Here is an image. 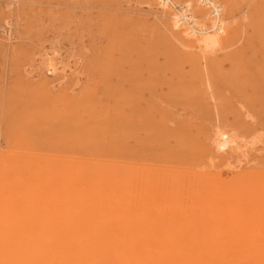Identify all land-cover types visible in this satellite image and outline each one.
<instances>
[{"label": "rangeland", "instance_id": "rangeland-1", "mask_svg": "<svg viewBox=\"0 0 264 264\" xmlns=\"http://www.w3.org/2000/svg\"><path fill=\"white\" fill-rule=\"evenodd\" d=\"M171 1L195 26L212 27V7ZM210 1L223 24L212 31L218 47L204 53L160 0H0V234L169 243L183 237L180 226L199 229L187 193L207 200L210 188L246 182L235 191H248L258 208L247 209L240 229H254L256 240L244 234L219 250L264 253V205L256 203L264 198V0ZM203 201L198 208L213 207ZM54 242L43 245L61 246Z\"/></svg>", "mask_w": 264, "mask_h": 264}, {"label": "bare ground", "instance_id": "bare-ground-1", "mask_svg": "<svg viewBox=\"0 0 264 264\" xmlns=\"http://www.w3.org/2000/svg\"><path fill=\"white\" fill-rule=\"evenodd\" d=\"M196 1L200 5H202L205 9L208 7H212L211 16H212V18H214V20H211V19L210 20L214 24H212V23L210 24L209 28L212 26L210 29H205L203 27V25L197 26L198 24L196 25L197 26L196 27L195 22H194L196 20L191 16V14L188 13V15H187L186 12H182V9L185 7L182 8L178 5H175L173 3V1H171V0H160V5L166 9H168L169 7L173 8L174 13H173V16L171 17V19H172V22L174 23V26H176V27H181V26L185 27L186 26L183 35L187 39L190 38V39L198 40L197 43H198L200 50L204 53H207L208 51H212L213 49L218 47V44H219L215 33H217L219 31V28H220V27L218 28L219 23L221 25L223 24L220 21V14H219V12L221 10V6H219L218 4H216L215 2H212L210 0H196ZM212 31H215V33ZM53 61L54 60L52 58L51 59L48 58L47 60H44L42 62H43V64L46 65V67L49 69V71H51L52 73L55 72L57 74L56 64ZM131 115H132V113H131ZM126 119H127V117H126ZM212 142H213V145L216 146V149L218 151L223 152V150L226 146H224L225 140L223 139L222 136H220L219 134H215V137L213 138ZM227 145H228V143H227ZM239 148L237 147V149L235 151L236 153H238ZM240 151H241V149H240ZM244 152L241 151L240 153L245 158V154L247 152L245 150H244ZM241 154H238V155H241ZM228 169L231 172L239 171V169H237L232 164H228ZM216 181H219L218 178H213V177L209 178V177H205V176H202L198 180L199 183L204 184V185L210 184V183L211 184H217ZM234 181H236V180H234ZM192 182L194 183V180ZM229 183H231V182H229ZM243 183H240V185H242V188L241 187L237 188V186H234V187L232 186V188H234V189H232L233 191L228 190L224 193L219 191L218 188H214V189L210 188V191L208 193L209 196L207 197V200L203 197V193H200L201 195L199 193H194V194L190 193L192 191L194 192V190H191L189 192V194L187 193L189 205L192 206L190 209V213L188 215V218H191V221H193L195 224H197L199 229L196 232L192 233L190 231V228L184 227L185 225H183V227L180 226V230L177 232V234L182 235L183 237L180 239H177L176 241H172L169 243L157 241L158 244H154V245H152V244H141V246L135 245V242H134V244L131 243L129 245L118 246V245H112L111 243L102 244V245H96V244L92 245L93 243L83 245L81 242L82 240H81L80 242H76V244H74V245H69V243H72L74 241L72 239V236L70 234H69V236L60 235L59 234L60 232L57 233L58 231L56 232V234H58V235H51V237H47V238L38 237V236H30V235H25V234L23 235L21 233L19 234V233L14 232L16 234H0V264H244L241 262L243 259H245L247 261V263L249 261L250 264H264V253L263 252L262 253H254V252L250 253L249 252V254L247 256L242 257L241 255H238V254H234V255H230V256L224 255L225 253L223 252L224 254H222V253H220V250H219L220 247H226L227 244H229V243H232L235 241H240L241 239H243L244 234H248L247 235L248 240H250L252 242L256 240L255 237L257 235L255 234L256 231H254V229H247L246 232H244L245 230L243 231V229H240V224L245 223L247 221V219H249V214L247 213V211L251 210V209H248V208L251 205H252V207L258 208V206L256 204H254V202H252V200L249 199L248 196H246L247 195L246 192H248V191H246V192L244 190H243L244 192L243 191H241V192L235 191V187L237 189H243L245 187V190H248V187L243 186ZM155 184H157V183H155ZM244 184L246 185V182ZM247 184L249 185V189H250V187L253 186L251 183H247ZM217 185H219V184H217ZM225 186H229V185H225ZM220 187H221V185H220ZM193 188H196V187L193 186ZM229 188H231V185ZM254 188H256V187H254ZM146 189H147V186H146ZM200 189L202 190L201 186H200ZM59 190H61V188ZM255 190H253V191H255ZM257 190H258V188H257ZM205 191H207V190H205ZM260 191H262V190L260 189ZM260 191L258 190L255 194L259 193ZM42 192H44V191H42ZM50 192H53V191H50ZM249 192H251V191L249 190ZM54 193L55 192L52 193L53 196H54ZM177 193L179 194L180 192H177ZM249 194H251V193H249ZM262 194H264V193H262ZM175 195H177V194L175 193ZM46 196H47V193H46ZM49 196H50V194H49ZM119 196H122V195H119ZM185 197H186V195H185ZM63 198H64V196H63ZM85 198L86 197H84V199ZM44 199H46V197ZM54 200H57V199L54 198ZM203 200H205L207 202V204H205V205L213 204L212 205L213 207L210 206L211 209L208 211H206L203 207L198 208L199 205H204ZM258 200L259 199H257V201ZM261 201L262 200H260V202H256V203H258L259 206H262V205H264V198H263V201L262 202ZM109 202H110V200H109ZM176 203H178V201ZM224 204H226V205H224ZM253 204H254V206H253ZM80 205H81V203H80ZM45 206H47V205H45ZM78 206H79V204H78ZM83 206H84V204H83ZM182 206H184V205H182ZM70 207H72V206H70ZM49 208H47V209H49ZM258 210H255V211L257 212ZM61 211L63 212L64 210H61ZM261 211L262 212H260V213L258 212L257 214H259V216L262 215L260 217H264L263 216L264 215L263 209ZM29 212L30 211H28L26 213L29 214ZM55 213L57 214V212H55ZM28 214H25V215L28 216ZM56 216H58V215H56ZM60 216L62 217V215H60ZM145 217H142V219H145ZM28 219H29V217H28ZM62 219H63V217H62ZM131 219H133V218H131ZM147 219L151 220L150 217H148ZM169 219H171L172 223L174 222V219L173 220H172V218H169ZM169 219L167 220V222L169 221ZM12 220H13V218H12ZM23 220H25V218ZM30 221H32V223H33V219H31ZM70 221H71V219H70ZM127 221L128 220H126L125 223H127ZM129 221H128V223H129ZM135 221H136V219H135ZM139 221H140V218H139ZM167 222H166V225H170V224H167ZM21 223H23V221ZM57 223H58V221H57ZM151 223H153V222H151ZM58 224H60V222ZM157 224H159V223H157ZM5 225H6V223H5ZM126 225H128V224H126ZM149 225H151V224H149ZM152 225H151V228H152ZM166 225L165 226L163 225L162 229H163V227L166 228L167 227ZM65 226H68V225L65 224ZM119 226H121V224ZM157 226L158 225H156V227ZM69 228H71V227H69ZM154 228H155V225H154L153 229ZM61 229H63V228H61ZM169 229L170 228H168V229L166 228V230H169ZM76 230H78V229H76ZM149 230H152V229H149ZM155 230H156V228H155ZM93 231H92V229H90L91 233ZM6 232H8V231H6ZM48 232H50V231H48ZM79 232H80V230H79ZM168 232H170V230ZM32 234L33 233H31V235ZM166 240L168 241L169 239H166ZM52 241L53 242L54 241L60 242L61 246H55L56 244H54V246H52V247H46L43 245L47 242L53 243ZM222 242H225L227 244L222 243ZM58 244L59 243H57V245ZM239 244H241V243H239ZM255 244H254V246H255ZM67 245H69V246H67ZM209 245H211V246H209ZM242 247H244V246L242 245ZM246 247L247 246L245 243V247L243 249L245 250ZM240 248H241V245H240ZM202 249H204V250L207 249V251L209 252V254H207L206 257L204 256L205 258L202 256V254H200ZM243 249H240V250H243Z\"/></svg>", "mask_w": 264, "mask_h": 264}]
</instances>
